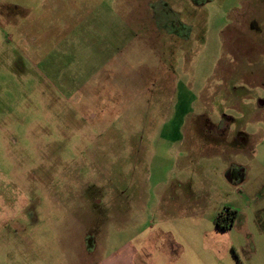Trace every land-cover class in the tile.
Returning a JSON list of instances; mask_svg holds the SVG:
<instances>
[{"label": "rangeland", "instance_id": "obj_1", "mask_svg": "<svg viewBox=\"0 0 264 264\" xmlns=\"http://www.w3.org/2000/svg\"><path fill=\"white\" fill-rule=\"evenodd\" d=\"M263 23V0H0V219L24 264H83L94 219L264 264Z\"/></svg>", "mask_w": 264, "mask_h": 264}, {"label": "crops", "instance_id": "obj_2", "mask_svg": "<svg viewBox=\"0 0 264 264\" xmlns=\"http://www.w3.org/2000/svg\"><path fill=\"white\" fill-rule=\"evenodd\" d=\"M263 16H264V0H263ZM263 32H264V23H263ZM263 108H264V100H263ZM218 127H221V124H219ZM222 127L220 129H222ZM245 136L246 135H243L242 133L239 134L238 136L239 142L242 143L243 145L246 141ZM229 141H231L230 136H228L226 140H221L219 144L220 146L226 147L227 145H229L228 144ZM226 163L227 165L223 171L224 175H226V172L230 166H235L236 168H239L241 172V176L239 180L235 182H239L241 179L245 177V170L240 164L234 162L233 160L227 161ZM230 182H234V181H230ZM214 218H213V223H214ZM8 223L9 220L7 218L0 219V250H3L2 252L3 255L0 254V260H1L0 264H2V262H6V264L7 263L24 264L25 261L27 262L28 256H31L33 258L37 257V255L35 256L32 252H29L27 250L28 253L27 254L22 250H18L17 247L11 250V245L10 243L7 242L10 241L9 239L11 237L13 238L15 237L16 232L5 231L4 227H1V226H6ZM109 224H110L109 219H105L104 221L101 222H97V219H94L92 220V222H90V225L85 228V232L87 231L90 232V236L88 237L92 240V242L91 245L89 246L87 242H85V238H84L83 247L85 252L84 254L85 259L83 264H207L205 263V258L200 255L197 249L195 250L185 249L182 247L183 245L181 244V242L177 244L171 243L168 240V237H173L174 234L171 233L170 228H168L169 234H167V231H165V236L163 235L162 232L160 233L157 232L151 238L149 233L148 237L144 238L145 243L142 245V247H140V245H138L136 241V238L138 237L139 234L138 235L135 234L129 239L122 241L121 235L118 236L117 232L114 231L113 235L109 234ZM137 225L138 224L136 222L133 224L134 227H137ZM145 228L146 226L143 227L142 229L146 230ZM101 230H103L105 234L101 235L100 234ZM138 231H141V229H138ZM153 241L163 242V244L161 245L163 249L160 250V254L158 255V257H155L156 250L154 249L157 247H155V242ZM206 257H209L210 261L213 262L214 254H210ZM68 262L69 264H77L72 262L71 260H69ZM36 264L38 263L36 262Z\"/></svg>", "mask_w": 264, "mask_h": 264}, {"label": "trees", "instance_id": "obj_3", "mask_svg": "<svg viewBox=\"0 0 264 264\" xmlns=\"http://www.w3.org/2000/svg\"><path fill=\"white\" fill-rule=\"evenodd\" d=\"M226 212H219L214 218V225L219 229H227L233 222V219L236 215V211L227 208Z\"/></svg>", "mask_w": 264, "mask_h": 264}, {"label": "flooded vegetation", "instance_id": "obj_4", "mask_svg": "<svg viewBox=\"0 0 264 264\" xmlns=\"http://www.w3.org/2000/svg\"><path fill=\"white\" fill-rule=\"evenodd\" d=\"M241 139V138H240ZM229 174L233 180L232 181H237L239 180L240 176H241V172L239 168H236L235 166H230L226 172V174Z\"/></svg>", "mask_w": 264, "mask_h": 264}, {"label": "water", "instance_id": "obj_5", "mask_svg": "<svg viewBox=\"0 0 264 264\" xmlns=\"http://www.w3.org/2000/svg\"><path fill=\"white\" fill-rule=\"evenodd\" d=\"M226 178L229 180V181H232L233 180V178L227 173L226 175Z\"/></svg>", "mask_w": 264, "mask_h": 264}, {"label": "built area", "instance_id": "obj_6", "mask_svg": "<svg viewBox=\"0 0 264 264\" xmlns=\"http://www.w3.org/2000/svg\"><path fill=\"white\" fill-rule=\"evenodd\" d=\"M227 210L225 209V210H223V212H226Z\"/></svg>", "mask_w": 264, "mask_h": 264}]
</instances>
